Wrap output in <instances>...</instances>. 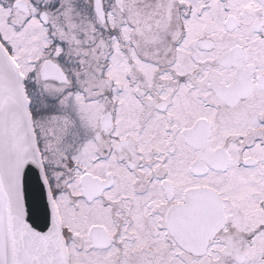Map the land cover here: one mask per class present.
<instances>
[{
  "label": "snow or ice",
  "instance_id": "obj_1",
  "mask_svg": "<svg viewBox=\"0 0 264 264\" xmlns=\"http://www.w3.org/2000/svg\"><path fill=\"white\" fill-rule=\"evenodd\" d=\"M0 264H264V0H0Z\"/></svg>",
  "mask_w": 264,
  "mask_h": 264
}]
</instances>
